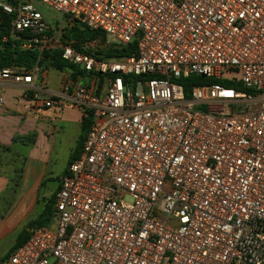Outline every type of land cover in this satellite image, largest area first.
Instances as JSON below:
<instances>
[{"label":"built area","instance_id":"1","mask_svg":"<svg viewBox=\"0 0 264 264\" xmlns=\"http://www.w3.org/2000/svg\"><path fill=\"white\" fill-rule=\"evenodd\" d=\"M69 30L134 48L101 59ZM5 47L36 62L0 69V106L20 87L28 113L91 123L53 223L0 264H264V0H0ZM46 52L71 66L57 91ZM190 76L220 83L187 99Z\"/></svg>","mask_w":264,"mask_h":264},{"label":"crops","instance_id":"2","mask_svg":"<svg viewBox=\"0 0 264 264\" xmlns=\"http://www.w3.org/2000/svg\"><path fill=\"white\" fill-rule=\"evenodd\" d=\"M64 70L49 69L47 81L52 91L59 89L64 77ZM50 72L55 74L53 81L49 78ZM20 91V87L6 88L4 91V104L0 106V146L12 147L13 140L19 139L17 146L20 147L26 157L25 178L22 184L21 196L15 207L2 218L1 191L7 185V181L1 177V161L4 155L0 152V241L7 230L10 229V224L15 223L16 212L19 207L23 206L25 193L28 190L37 189L44 181L46 162L56 144L60 147H70L69 161L77 147L81 131L82 116L78 110L71 107H66L62 111L46 110L40 113L43 115L39 117L40 114L35 115L27 112L25 105L20 102ZM4 158L9 157L5 156ZM67 167L59 178L54 193L59 190L61 179L66 173ZM11 248H9V251Z\"/></svg>","mask_w":264,"mask_h":264},{"label":"rangeland","instance_id":"3","mask_svg":"<svg viewBox=\"0 0 264 264\" xmlns=\"http://www.w3.org/2000/svg\"><path fill=\"white\" fill-rule=\"evenodd\" d=\"M65 37L68 40L79 41L77 38H69V32H66ZM85 40H89V42L93 44L94 49L100 55L103 54L108 56V59L111 60L117 59L115 55H117L122 49V46L99 37L92 40ZM49 78L51 81H53V79H55V74L50 72ZM145 92H148L146 87ZM197 109L202 112H206V108L203 106L197 107ZM41 115L43 114H40L39 117ZM69 148V146L60 147L58 144H56L55 149H53L49 159L46 162L44 181L37 187V189L32 191L28 190V192L25 193V201L22 203L23 206L17 209L14 219L15 223L10 224V229H8L7 233L1 238L0 259L8 255L7 252L9 251V248L13 247L18 234L23 231H27V229L30 228V223L38 218L45 205L52 198L54 191L58 186L59 178L67 167ZM2 162L8 164L9 166V168H7L6 165L3 164L1 172V177L7 181V185L1 191V212L3 218L8 211L15 207L17 200L21 196L22 184L25 178V169L22 167L21 162H19L17 158H2ZM10 165H14L15 168L11 169ZM8 170H13V173L16 172V177L18 178L16 179L14 177V181L9 179V175H11V173H9ZM52 223L53 222L51 219L49 224ZM47 227H49V225H47Z\"/></svg>","mask_w":264,"mask_h":264},{"label":"trees","instance_id":"4","mask_svg":"<svg viewBox=\"0 0 264 264\" xmlns=\"http://www.w3.org/2000/svg\"><path fill=\"white\" fill-rule=\"evenodd\" d=\"M68 32H69V38H77V39H79V41H85L84 31L69 30ZM98 37L106 40L105 35L100 33L99 31H97L95 33V35L92 38H90V40L96 39ZM133 48H134L133 45H131L129 47L122 46L121 51H119L117 54L118 56L117 55H115V56L118 58L120 56L128 55L132 52ZM94 51H95V55L97 57H99L101 59H108V56H105L103 54L100 55L95 49H94ZM44 57H45V60H44L43 65L49 69L52 68V69H56V70H64V69L71 68V66L69 64L65 63L61 59V54L59 52H46ZM35 62H36V54L34 52H19L17 50H13L11 47H5L2 50L0 49V69L7 68V67H10L12 65L25 66L26 68L29 69L35 64ZM123 79L127 82L129 79H131V77H124ZM176 82H177V84H179L183 88L185 97L187 99L190 98V93H191V90L193 89V87L220 83L219 81H216L215 79L198 77V76H190L187 79H179ZM225 87H229V85H225ZM236 89L241 90L239 88H236ZM90 123H91L90 117H82L81 131H80V135H79V139H78V144H77V147H76L74 153L72 154L70 160L68 161L67 166H69L76 159V157L79 155L81 148H82V144H83V142H84V140L88 134V131L90 128ZM18 140L19 139L13 140L12 147L0 146V152L2 155H4L2 158H4L5 156L17 158L19 160V162H21L22 167H25L26 157L24 155V152L20 149V147L17 146ZM1 164H2V166L4 164V165H6L7 168H9L8 164H6L2 161H1ZM10 167H11V169L15 168L14 165H10ZM22 167H21V170H22ZM13 172H14L13 170H11V171L9 170V173H11V175H9L10 178H9V176H8V178L14 181V177L16 179L18 177H16L17 173L16 172L13 173ZM53 201H54V195L49 200V202L45 205L43 211L40 213L38 218L35 221H33L32 223H30V225H29L30 227H36V226L42 227V226L49 225V223L52 219ZM27 239H28V235H27L26 231L19 233L16 240H15L13 247L11 248V250H13V249L21 246L22 244H24Z\"/></svg>","mask_w":264,"mask_h":264},{"label":"water","instance_id":"5","mask_svg":"<svg viewBox=\"0 0 264 264\" xmlns=\"http://www.w3.org/2000/svg\"><path fill=\"white\" fill-rule=\"evenodd\" d=\"M94 35H95V32L94 31H90V30H85L84 31V37H85V39H90Z\"/></svg>","mask_w":264,"mask_h":264}]
</instances>
